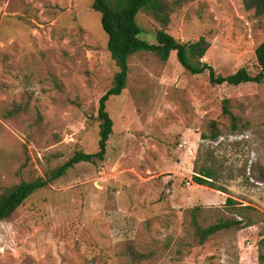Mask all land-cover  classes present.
I'll list each match as a JSON object with an SVG mask.
<instances>
[{"label": "rangeland", "instance_id": "1", "mask_svg": "<svg viewBox=\"0 0 264 264\" xmlns=\"http://www.w3.org/2000/svg\"><path fill=\"white\" fill-rule=\"evenodd\" d=\"M91 5L0 0V194L98 149L99 100L118 69ZM137 23L154 44L159 26L142 13ZM166 32L182 43L205 38L202 61L218 75L259 72L264 16L242 0L186 2ZM128 68L125 89L106 104L104 160L75 165L0 222V264H264V81L213 86L175 53L164 64L140 53ZM226 99L236 131L222 115ZM213 122L219 137L203 139ZM202 167L215 173L213 187L195 183ZM192 216L201 228L249 225L200 245ZM131 249L148 257L132 263Z\"/></svg>", "mask_w": 264, "mask_h": 264}, {"label": "trees", "instance_id": "2", "mask_svg": "<svg viewBox=\"0 0 264 264\" xmlns=\"http://www.w3.org/2000/svg\"><path fill=\"white\" fill-rule=\"evenodd\" d=\"M189 1L191 0H92L91 9L100 15L101 27L107 36V51L118 69L110 89L99 100L97 112L99 122L98 149L93 154H86L82 151L75 152L64 164L47 172L45 180L38 178L30 182L23 181L4 190L0 194V222L9 220L30 196L47 187L49 183L63 177L75 165L104 160L106 144L113 128V122L106 111V104L111 98L121 95L125 89L128 80V63L131 57L140 53H148L164 64L168 61L171 53H175L177 62L186 72L193 76L207 73L208 81L213 86L259 85L264 81V41L255 52L259 68L258 74L251 75L245 69H240L231 75L221 76L202 61L210 47L205 38H200L191 43H182L166 32L170 16ZM242 3L244 9L252 11L254 16H264V0H242ZM139 13L146 15L159 26V30L154 35V44H149L141 39L142 30L137 23ZM20 109L21 107L17 106L12 113H18ZM230 110V101L223 100L222 115L229 119L231 131H236L241 126L238 124V118ZM218 137L219 133L216 130L215 122L211 124L209 131L202 136L203 139L209 140H215ZM195 173L197 176L193 179L196 184L213 187L212 181L216 177L211 168L202 167L197 169ZM227 202L232 203L231 200ZM237 209L239 210H235V213L242 217L241 211H245L246 207ZM248 225L238 220H219L215 224L201 228L199 223L196 222L195 216H192L190 223L193 235L200 245L220 231L248 227ZM127 252L132 263H138L148 257L133 249Z\"/></svg>", "mask_w": 264, "mask_h": 264}]
</instances>
